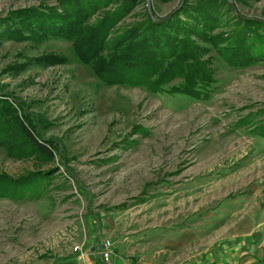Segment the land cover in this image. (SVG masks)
<instances>
[{
    "label": "rangeland",
    "instance_id": "1",
    "mask_svg": "<svg viewBox=\"0 0 264 264\" xmlns=\"http://www.w3.org/2000/svg\"><path fill=\"white\" fill-rule=\"evenodd\" d=\"M138 2L108 38L139 19L147 0ZM60 3L0 0V17L31 7L62 10ZM151 3L161 18L185 0ZM240 20L260 23L264 34V0H221L212 34L233 32ZM26 34L0 36V106L7 108L0 123L37 115L54 157L0 133L1 182L40 178L22 196L0 190V264H85L91 246L99 253L106 241L113 257L174 263L230 241L236 264L259 247L264 264V42L258 58L232 62L225 49L197 40L209 49L200 58L214 83L210 98L195 99L107 83L78 58L72 40ZM47 54L65 62L44 65L39 58Z\"/></svg>",
    "mask_w": 264,
    "mask_h": 264
},
{
    "label": "trees",
    "instance_id": "2",
    "mask_svg": "<svg viewBox=\"0 0 264 264\" xmlns=\"http://www.w3.org/2000/svg\"><path fill=\"white\" fill-rule=\"evenodd\" d=\"M138 1L61 0L62 10L50 6L19 9L0 17V36L19 40L29 32L35 40L51 36L69 39L73 41L78 58L91 65L93 71L107 83L146 86L151 90L181 93L195 99L210 98V85L214 83L212 71L200 58L209 49L197 40L225 49V55L231 56L232 62L233 58H255L262 53L263 26L258 22L240 20L233 32L212 34L220 19L221 0H185L176 13L160 23L154 21L145 8L139 15L141 18L119 32L120 28L114 29V35L108 38L119 20L127 16ZM114 3L117 4L113 9H106ZM101 8L105 9L103 14L96 22L88 24L93 12ZM154 12L157 15L155 6ZM105 50L108 53L104 54ZM39 59L44 60V65L65 62L57 54H47ZM182 78L183 82L169 85L173 80ZM4 109L7 108L2 101L0 111ZM38 119L37 115L26 114L23 118L14 114L0 123V133L9 130L25 139L42 156L53 158L55 143L40 139ZM35 175L3 183L0 179V184L6 186V189L0 186V190L22 196L36 179H40L31 178Z\"/></svg>",
    "mask_w": 264,
    "mask_h": 264
},
{
    "label": "crops",
    "instance_id": "3",
    "mask_svg": "<svg viewBox=\"0 0 264 264\" xmlns=\"http://www.w3.org/2000/svg\"><path fill=\"white\" fill-rule=\"evenodd\" d=\"M91 252L86 253L83 257L85 264H103V261L96 250L95 246H91ZM235 247L230 244V241L225 245H218V248L213 249L211 253L202 254L193 259L179 260L177 262H159L157 260H148L144 256L124 257L123 255H115L112 257L110 264H236ZM249 256V257H248ZM78 260V259H77ZM241 264H263V247L258 248L256 254H248L243 258Z\"/></svg>",
    "mask_w": 264,
    "mask_h": 264
},
{
    "label": "built area",
    "instance_id": "4",
    "mask_svg": "<svg viewBox=\"0 0 264 264\" xmlns=\"http://www.w3.org/2000/svg\"><path fill=\"white\" fill-rule=\"evenodd\" d=\"M99 255L104 264H110L113 257L110 241H106L99 247Z\"/></svg>",
    "mask_w": 264,
    "mask_h": 264
},
{
    "label": "water",
    "instance_id": "5",
    "mask_svg": "<svg viewBox=\"0 0 264 264\" xmlns=\"http://www.w3.org/2000/svg\"><path fill=\"white\" fill-rule=\"evenodd\" d=\"M229 1L233 4V0H229ZM234 7H235V6H234ZM147 8H148V12H149V14L151 15L152 19H153L154 21H156V22H164V21H166L169 17H171V15H172L174 12L177 11V8H176V10L170 12L167 16L159 18V17L155 16V14H154V11H153V8H152L151 0H147Z\"/></svg>",
    "mask_w": 264,
    "mask_h": 264
}]
</instances>
